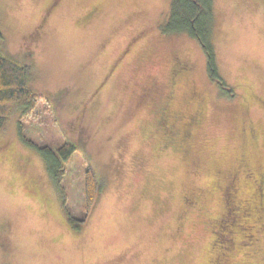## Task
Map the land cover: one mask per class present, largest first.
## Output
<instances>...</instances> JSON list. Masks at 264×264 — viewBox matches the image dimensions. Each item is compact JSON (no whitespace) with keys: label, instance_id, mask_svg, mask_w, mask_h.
Masks as SVG:
<instances>
[{"label":"rangeland","instance_id":"rangeland-1","mask_svg":"<svg viewBox=\"0 0 264 264\" xmlns=\"http://www.w3.org/2000/svg\"><path fill=\"white\" fill-rule=\"evenodd\" d=\"M213 1L219 82L198 39L162 31L171 0H0L1 48L32 65L31 86L43 95L27 118L14 106L0 132V264H209L237 234L245 246L231 264H264L262 227L253 246L246 222L229 234L236 207L217 226L231 204L228 181L247 196L248 168L264 169V0ZM178 56L189 73L175 72ZM156 85L160 98L148 90ZM164 104L183 116L202 111L171 147ZM20 119L39 145H78L62 181L65 206L44 158L21 139ZM88 165L101 193L75 230L66 215L85 212Z\"/></svg>","mask_w":264,"mask_h":264},{"label":"trees","instance_id":"trees-1","mask_svg":"<svg viewBox=\"0 0 264 264\" xmlns=\"http://www.w3.org/2000/svg\"><path fill=\"white\" fill-rule=\"evenodd\" d=\"M213 0H171L170 13L162 26L164 33L185 32L198 39L206 54L207 69L214 81L222 77L218 73L216 52L212 40L214 25ZM2 32L0 31V132L5 127L7 117L14 106L22 109V116L34 115L39 100L43 97L31 86L32 65L19 61L3 52L1 48ZM49 103L50 100L46 99ZM18 131L21 139L27 145L36 148L45 160L47 171L57 186L65 206L67 194L62 181L66 174V163L79 148L72 141H66L56 148L50 145H39L28 138L23 131L20 119ZM101 193V183L95 170L88 165L85 171L84 196L85 212L81 216L67 211V220L75 230H81L86 223L87 216L93 209ZM225 246V245H224Z\"/></svg>","mask_w":264,"mask_h":264},{"label":"flooded vegetation","instance_id":"flooded-vegetation-1","mask_svg":"<svg viewBox=\"0 0 264 264\" xmlns=\"http://www.w3.org/2000/svg\"><path fill=\"white\" fill-rule=\"evenodd\" d=\"M98 10L95 9H89L86 17L89 18L90 20L94 17L97 13ZM102 11V10H101ZM99 11V13L101 12ZM89 21V20H88ZM139 39L134 37L127 45H125L118 54H116L115 58L113 59V70L111 72V75L115 74L119 76L121 73V68L125 64V60L129 55H131L133 51V46L134 44L138 41ZM178 58L182 59L181 57L178 56ZM183 60V59H182ZM184 61V60H183ZM175 72H179V75L189 73L192 69V63L191 62H186L184 61H177V65L174 68ZM169 79L171 80V77L173 76V71H169ZM220 80H218L219 82ZM157 86V87H156ZM156 86H149V92H156L157 97L160 98L161 94H163L162 89L156 85ZM147 90V91H148ZM143 92L141 95V101L146 100L147 96L149 93ZM143 95H146L143 97ZM157 102V101H156ZM154 102V103H156ZM264 103V101H262ZM153 103V104H154ZM163 106V109L161 111V116H160V125L165 133V135L169 138L168 147H171L173 143L177 139H186L188 137V134L190 133V128L193 124H196L199 122L201 116H202V111L199 109H196L194 112H190L188 114L181 115L176 113L175 110L169 106ZM167 113L168 121L166 124H163L161 122L162 119H166L165 115ZM165 114V115H164ZM182 118V121H180ZM190 121V122H189ZM190 127V128H189ZM189 128V129H188ZM253 130V136L255 135L256 130ZM248 174V192L247 196L240 195L238 193V185L235 182V180H229L228 183H230V187L227 186L225 187V190L223 194H226L227 196L231 195V204L227 205L226 204V209L225 211L222 212L221 217L217 220V226H222V223L225 222L226 220V215L230 213L229 208L236 207L238 210H236L235 216H237V222L235 224H229L232 228L227 229L229 234L237 233V232H245L242 226L243 222H246L248 226L251 227V232L248 235L249 240H251L250 243H252L251 246L255 244V239L257 240L258 238V231L259 228L262 227L264 229V215L261 214V210L264 208V169L262 168H248L247 170ZM229 199L227 198V202ZM227 213V214H226ZM250 218V219H249ZM242 219H246L243 221ZM257 225V226H256ZM235 229V230H234ZM218 231L215 229L214 230V235L217 237ZM239 234H237L236 238H231L232 239V250H228L227 246L220 247V249L217 251V255L215 258L209 263V264H231L230 256L231 252H233L234 247L235 249L238 248L239 246H245V243L242 242V240L238 239ZM217 244V243H215ZM248 244V243H247ZM249 245V244H248ZM242 248V247H241ZM228 250V251H227ZM213 262V263H212Z\"/></svg>","mask_w":264,"mask_h":264}]
</instances>
